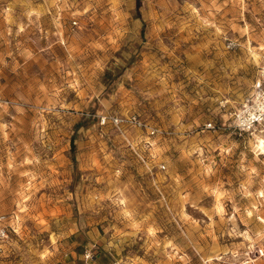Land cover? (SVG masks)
Returning a JSON list of instances; mask_svg holds the SVG:
<instances>
[{"label": "rangeland", "instance_id": "374dc122", "mask_svg": "<svg viewBox=\"0 0 264 264\" xmlns=\"http://www.w3.org/2000/svg\"><path fill=\"white\" fill-rule=\"evenodd\" d=\"M262 63L264 0H0V264H264Z\"/></svg>", "mask_w": 264, "mask_h": 264}, {"label": "built area", "instance_id": "2783aa9c", "mask_svg": "<svg viewBox=\"0 0 264 264\" xmlns=\"http://www.w3.org/2000/svg\"><path fill=\"white\" fill-rule=\"evenodd\" d=\"M232 120V127L238 132H261L264 134V63L258 70V77L252 85V91L250 95L241 103V105L234 111L230 112ZM102 118V122H104ZM115 124L130 123L134 126H141L142 122L135 115L112 118ZM206 128L213 129L215 126L212 122H208ZM151 134L153 131H150ZM164 168V166H161ZM4 217L0 216V242L6 237V228L2 225ZM242 264H251L249 261H245Z\"/></svg>", "mask_w": 264, "mask_h": 264}, {"label": "bare ground", "instance_id": "6f19581e", "mask_svg": "<svg viewBox=\"0 0 264 264\" xmlns=\"http://www.w3.org/2000/svg\"><path fill=\"white\" fill-rule=\"evenodd\" d=\"M256 147L258 148V152H260L261 154H264V141H258L257 143H256ZM255 147V148H256Z\"/></svg>", "mask_w": 264, "mask_h": 264}]
</instances>
